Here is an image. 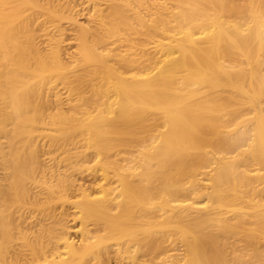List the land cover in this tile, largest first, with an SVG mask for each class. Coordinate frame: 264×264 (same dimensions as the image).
<instances>
[{"label":"bare ground","instance_id":"1","mask_svg":"<svg viewBox=\"0 0 264 264\" xmlns=\"http://www.w3.org/2000/svg\"><path fill=\"white\" fill-rule=\"evenodd\" d=\"M246 11L264 24V0H0L1 122L57 120L47 113L62 81L78 93L73 110H88L57 122L144 134L136 149L89 137L83 152L51 138L77 161L121 145L129 157L111 163L118 186L107 174L95 186L26 188L14 220L0 217L1 237L13 228L0 264H264V230L242 227L264 205V88L238 81L264 83V38L237 23ZM246 94L254 107L238 101ZM244 204L250 212L227 208Z\"/></svg>","mask_w":264,"mask_h":264},{"label":"rangeland","instance_id":"2","mask_svg":"<svg viewBox=\"0 0 264 264\" xmlns=\"http://www.w3.org/2000/svg\"><path fill=\"white\" fill-rule=\"evenodd\" d=\"M251 1H257V0H238V3L248 7ZM82 18L83 19L80 18L81 23L83 21V23L87 24V20H86L87 18H84V17ZM237 23L242 26V29L246 30L245 32H249L248 33L249 35L251 34L255 35V33H260V35L264 38V24H257L253 22L250 17V13H248L247 11L242 14V17L240 18V20L237 21ZM245 28H250V29L247 30ZM36 34L38 35V33ZM72 36L73 35L67 37L65 40H69V38H71ZM73 50L74 49L72 47L65 48V50H62L61 59L66 64H70V60H69L70 55H71L70 52H72ZM260 53H261L260 57L264 59V51H261ZM255 65H256L255 61H252L251 64L248 63L246 66L245 65L244 66L247 69V71L250 72L252 68L256 67ZM261 68H263L264 70V61L261 63ZM238 81L240 84H243L246 87H249L250 84L253 83V84H256L258 88H261V89L264 88L263 82L258 81L255 78L253 80L249 74L246 75V77L244 78H238ZM58 83H59V86H58L59 94L55 96L54 98L51 97V99L52 101L57 102L59 105L58 107H55V106L51 107L47 113V116L49 115L54 116L56 115V113H58V115L61 114L59 118L72 119V118H75L76 115L78 117H81L82 114L85 112V110H88V109L84 107V108L78 109V111L76 112L75 110H73L71 106L73 102H71V99H74V98L76 99V97L78 96L77 95L78 93L75 91V87H72L73 88V92H72L68 90L67 88L68 86L65 85L66 84L65 82L58 81ZM83 85L88 86V84L86 83H84ZM87 94H89L90 99L94 97V94L89 89L87 91ZM43 99L44 100H41L42 101L41 103H43L45 107H48V104H49L48 101L51 99H46V101H45V98ZM114 100L117 101V96L115 94H111L110 101H114ZM240 100L243 101V103L245 104L247 103L248 106L254 107V104L252 103V101H249L247 94L243 98L239 97L238 101ZM262 107H264V102L262 103ZM91 111H94V110H91ZM57 120L55 119L49 122H40V123H32V122L22 123V122H18L17 120H13L11 122H8V121L1 122L0 121V189L2 188L1 189L2 191L0 190V195H1L0 197V217H3L6 221L8 220L7 221L8 223H9V218L11 222L12 220H14L13 218L15 217L14 214L16 212L15 209L18 207V205H21L22 203L28 200V193L26 192L27 191L26 188L30 189L29 186H34V185L35 186H72L73 184L76 185V183L77 184L80 183L81 185L85 184L84 186H95L96 183H102L101 181L102 177H104L107 174L110 177V180L108 183L111 186H118V177L116 176V170L114 167H112L111 163L116 160L117 162L116 161L115 162L117 164L118 163L121 164L120 162L121 158L123 157L124 159L125 156L126 157L128 156V155H125L123 152H120L125 149L124 145L110 147L109 150L103 151V156H99L98 157L99 159L96 158L95 155H93L95 154V152L93 149H91L89 150L91 152L90 153L91 155L89 154V156H87L88 158L86 157V159L88 160L84 159L85 160L84 162V160L77 161L76 159L70 158L69 152L70 154H73L74 151L68 152L67 150H57L56 151L55 148L50 149L48 145L50 144L51 138L54 141L55 140L58 141V143H60L62 146L64 142L65 143L77 142L76 144L78 146V150L75 152H83V151H86V148L84 147H86L87 145H84V144L86 143V139H89V137H101L108 141L120 140V141L125 142L126 143L125 145L127 144L134 145L136 142H138L140 137L144 135L141 133L143 132L142 128L137 130L138 134H134V132L121 134L119 130L124 129L125 127H123L122 125H118V124H114V125H111L112 123L106 124V125L102 124L100 126H95V129H94L88 125H78V126L73 125L72 126V124L74 123L65 126L62 123V121L57 122ZM67 130L70 132L67 133L66 132ZM9 139L16 140L15 147L17 146L16 148L18 149L13 150L14 153L12 152V150L8 148L9 141H10ZM133 145L131 147L136 149V147ZM82 147L84 148L83 150H82ZM8 149L10 150V153ZM87 152H88V149H87ZM9 154L13 156H10ZM15 154L16 156H19L20 158L22 157L21 161L22 160L23 161L20 162L19 170L12 171V169L10 168L14 166V162L11 163V157L15 161L16 160ZM4 155H7L5 159H4ZM108 157H110L111 159ZM53 158L57 160L55 161ZM117 159H119V162ZM24 160L26 162H24ZM131 164L133 163H130L129 165ZM45 169L46 170L48 169L50 171L48 172L46 171L47 173L46 174ZM9 171H12V173ZM43 173L44 175L45 174L46 175L44 176ZM9 175L11 178L9 177ZM53 176H56V178L57 177H61V178L56 179ZM51 177H53V179ZM83 179L85 180V182ZM44 181H45V184H44ZM50 181H52V183ZM79 181H83V182H79ZM11 186L12 187L14 186V187L12 188ZM22 188L25 190H23ZM3 190L5 192H3ZM11 191H12V195L6 197L7 193ZM5 194L6 196L4 197ZM60 203L61 202H59V204ZM47 207L53 208L54 206H47ZM246 207H247V204L239 205V206L236 205V206H231L227 208L230 211L233 208L234 209L243 208L245 211L250 212L249 210L251 209L246 208ZM253 212H255L254 218H250L249 216H246L245 220L248 223V225H242V227L247 230L245 232H249V229H250V230H253V232L255 233H262L264 230V205L255 207ZM227 218H228L227 221H229L231 225L230 228L237 229L236 231H238V228L236 226V223L238 221L236 219V215L234 213H229ZM8 226L9 224L6 225V229H8L7 228ZM12 231H13L12 226H9L8 236L10 235ZM230 232H234V231H230ZM8 236L6 237L0 236V244L6 241L8 239ZM75 237L76 236H74V239Z\"/></svg>","mask_w":264,"mask_h":264}]
</instances>
